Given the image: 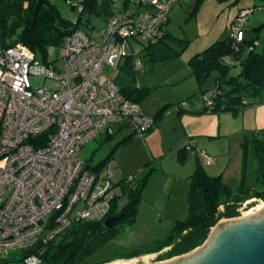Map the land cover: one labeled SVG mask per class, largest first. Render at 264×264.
Listing matches in <instances>:
<instances>
[{
  "label": "built area",
  "instance_id": "1",
  "mask_svg": "<svg viewBox=\"0 0 264 264\" xmlns=\"http://www.w3.org/2000/svg\"><path fill=\"white\" fill-rule=\"evenodd\" d=\"M175 1L143 0L140 11L127 13L111 0L114 13L105 26L95 31L88 24L91 34L81 28L71 31L51 60L36 62L35 53L24 44L6 46L0 40L1 260L50 240L75 220L103 219L114 198L122 195V187L108 177L104 184L99 182V173L87 167L82 146L99 135L113 136L115 123L131 136H143L154 119L122 93L119 72L103 81L101 74L107 66L120 69L128 55L134 69H142L131 42H157ZM81 9L77 5V11ZM251 11L245 8L238 14L244 18ZM229 29L238 38L235 21ZM32 76L58 85L53 90L33 87ZM215 94L216 88L201 94L206 107ZM185 105L181 101L173 108ZM187 146H193L192 141ZM197 157L202 164L213 162L204 151ZM133 179L128 177L126 183ZM23 262L41 264L33 252Z\"/></svg>",
  "mask_w": 264,
  "mask_h": 264
},
{
  "label": "trees",
  "instance_id": "2",
  "mask_svg": "<svg viewBox=\"0 0 264 264\" xmlns=\"http://www.w3.org/2000/svg\"><path fill=\"white\" fill-rule=\"evenodd\" d=\"M200 1H196L193 13ZM142 2L143 0H139L137 4L141 5ZM77 5H81L82 9L77 11L78 17L73 23L65 19L57 6L49 0H0V40L6 46L22 43L34 53L40 51L42 59H45L48 49L57 47L65 35L81 28L80 24L88 25L91 15L106 20L114 13L111 0H81L74 5L76 10ZM242 9L245 8H240L238 12ZM163 30V36L157 42L144 45L145 50L149 49L148 55L151 60L175 57L188 42L180 40V49H176L169 42L174 37L166 29ZM254 41V38L240 39L229 34L214 41L189 59L192 74L200 83L207 77L213 76V88H216V94L212 105L205 106L206 111L235 114L241 108L253 104L254 97L264 90V41L259 50L254 47ZM246 44L251 45L252 48L243 56ZM236 64L240 66V70L237 74H231V67ZM116 80L122 93L132 100L139 102L149 91L147 87L136 85L131 55L124 59ZM205 91L203 90L202 93ZM162 110L151 115L154 122L161 115ZM125 141H119L117 144ZM117 144L111 148L107 157L95 166H91L86 160L87 167L98 172L113 156ZM248 144L253 148L255 161L254 180L249 185L245 183L244 173ZM241 145L243 148L241 184L233 188L222 182L219 175H209L197 157L196 167L190 176L187 215L173 220L168 232L156 239L153 244L142 243L109 256H95L102 243L116 233L119 223L134 221L141 190L148 179L149 173H147L141 179H133L127 183V178L115 182L122 187L121 196H127L128 200L118 208V200L121 196L114 198L108 214L103 219L75 220L50 240L40 241L32 248L18 252L8 259L4 258L2 261H23L26 255L33 252L38 254L41 264H102L114 259H129L160 251L157 260H165L189 252L205 241L210 229L220 219L240 215L238 208L245 201L252 198L264 200V128L254 132L250 141L245 137ZM185 156V149H180L178 159L183 161ZM120 214L122 218L114 226L111 228L104 226L106 217Z\"/></svg>",
  "mask_w": 264,
  "mask_h": 264
},
{
  "label": "rangeland",
  "instance_id": "3",
  "mask_svg": "<svg viewBox=\"0 0 264 264\" xmlns=\"http://www.w3.org/2000/svg\"><path fill=\"white\" fill-rule=\"evenodd\" d=\"M56 5L61 15L70 21L78 17L74 5L79 0H49ZM117 0L116 7L131 13L135 8L137 0ZM196 0H178L170 8L169 28L177 38L188 39L187 51L195 47H202L227 37L230 33L229 26L235 21L239 27L238 38L250 39L256 41L255 48L259 50L264 41V0H201L196 11ZM240 8H251L252 11L244 18L238 14ZM136 9V8H135ZM90 23L93 30H100L106 24L102 17L91 15ZM81 29L87 34L92 31L87 25L80 24ZM133 51H139L133 55L136 60H140L145 65L144 71L138 69L137 75L140 82L148 84L152 79L157 77L152 68L160 69L163 67L162 62L152 64L146 51H141V44L131 42ZM209 43V44H210ZM208 44V45H209ZM206 45V46H208ZM205 47H202L204 49ZM252 48L251 45L245 46L243 56ZM141 51V52H140ZM58 48L48 49L47 58L49 60L56 58ZM131 53V52H130ZM145 54L147 56H145ZM42 55L40 51L35 52V61L41 62ZM170 60H177L170 59ZM169 60L163 61L167 63ZM58 63V61H56ZM228 62H231L228 60ZM175 63V62H174ZM232 64V62H231ZM240 66L236 64L231 67V74H237ZM120 69L115 70L112 67H105L101 74V80L107 77H114ZM158 71V69H157ZM30 81L33 87H42L53 90L58 85L53 79H44L42 77L32 76ZM213 85V76H209L202 82V87L209 90ZM175 88L162 86L155 90V94H149L143 98V101L155 102L158 99L169 98ZM201 98V95H200ZM254 103L241 108L237 113H222L221 132L219 136H199V144L206 145L202 147L197 145L187 146L189 141L184 144L186 156L183 161L178 159L177 149L166 151L159 158H154V154L148 152L147 146L139 141L142 136H134L132 141L127 145L118 144L115 147L113 156L99 169L100 183L104 184L106 177L112 182L120 180L123 176L128 178L132 176L135 179H141L148 174V182L141 191L140 199L137 206L134 221L132 223L122 222L118 224V230L114 235L106 239L101 247L96 251L95 256L105 257L123 250L136 247L142 243L153 244V242L163 237L171 228L173 220L184 218L187 215V195L190 186V176L194 172L196 164V152L207 150L209 156L213 157L211 164H203L205 171L211 175H219L222 182L236 188L242 182L243 167V148L242 141L246 137L249 141L254 132L264 128V90L256 95ZM203 106V100L200 101ZM187 104V103H186ZM173 108V105H170ZM162 108V107H159ZM148 114V113H147ZM120 133L114 134L108 140L103 135L97 136L82 146V153L91 166H95L109 154L114 144L119 140ZM194 142V141H193ZM192 142V143H193ZM206 151V152H207ZM154 152L156 148L154 146ZM163 164V169L160 168ZM254 152L251 144L247 146V156L245 163V183L251 184L254 180ZM124 178V177H123ZM127 196H121L118 200V208H121L126 202ZM264 205V200L252 198L245 201L238 208L242 217L247 213H252ZM237 217V216H236ZM221 220V219H220ZM161 252V251H160ZM160 252L144 254L137 258L114 259L102 264H155L163 260H157ZM17 255L10 253L5 259ZM0 264H25L22 260H5L0 258Z\"/></svg>",
  "mask_w": 264,
  "mask_h": 264
},
{
  "label": "crops",
  "instance_id": "4",
  "mask_svg": "<svg viewBox=\"0 0 264 264\" xmlns=\"http://www.w3.org/2000/svg\"><path fill=\"white\" fill-rule=\"evenodd\" d=\"M128 1L129 0H126L124 2L125 5L128 3ZM145 2H147V0H145ZM138 5L140 4H137V2H135L136 9L134 8V10L131 13L140 11L143 8L141 5L140 6ZM169 14H171L170 10L167 15V20L164 25V29H166L170 33V35H172L175 39V35L169 28V22L171 21ZM218 38L215 37L214 39L218 40ZM180 40L188 41V39H184L180 37L177 38L175 41H173V39H170L169 42L176 49H180L181 46ZM210 41L211 40H209L207 43L209 44ZM208 44L205 45L203 44L202 47L206 48L210 45ZM132 46L133 45H131V47ZM202 47H195L193 50L190 49L189 51H187V43H186L185 48H183V50L180 52L179 55L172 58H165L160 60H151V57L148 55L149 49L145 50L144 46H141L140 48L141 51H146L147 55L149 56L148 57L149 60L147 61H150L152 64H154L155 62H162L163 64V67L161 69L159 67H156V69L152 68L150 70V71H154L157 77H155V79L153 78L152 82L148 84H144L140 82L137 75L138 70H135L136 85L149 88L148 93L143 98L147 97L149 94L154 93L157 88H160L162 86H167V87L170 86L175 88V91L171 93V97L169 98L163 97L161 99H158L157 100L158 104H155V102H151V101L149 102L148 100L143 101V98L139 101V104L143 109V111L145 113H148L149 115H155L160 109H163L161 115L155 120L152 127L142 136V139L139 140L142 141L147 146L146 148L148 149V152L150 154L153 155V153H155L153 156L154 158L161 157L163 153L165 154L166 151L169 150L174 151L177 149V154H178V151L182 149L184 144H186L187 141L190 139L193 140L194 138L193 140L194 142L192 141L194 146L193 148H196L197 145L199 144L197 140L199 136L210 135L216 137L220 135L222 124L219 116H221L222 113L206 111L204 101H203V106H201L200 101L202 100V98H200V95L202 94L203 90H206V88L202 87V83H200L197 80V78L192 74L191 67L188 62L193 55L200 53L205 49V48L202 49ZM147 55L145 54V56ZM175 58L177 60H170ZM165 60H169V61H167V63L166 62L163 63V61ZM144 69H145V65L143 63L142 70L144 71ZM213 87H214V80H213V85L209 89ZM181 101H186L187 103L181 109L176 110L170 107V105L179 103ZM223 113H227V112H223ZM114 126H115L114 134L116 133L121 134L119 140L114 144V146L117 143H119V141L122 140H126V141L120 144L122 145L129 144L134 136H131V133H129V131L123 126L121 127L119 123H115ZM113 136L106 137L103 135L105 140H108ZM154 146L156 148V152H154ZM201 146L206 147V145L203 144ZM202 151L206 152L207 150L205 149ZM206 153L209 154L208 151ZM195 155H196V163H197L198 160L197 152ZM160 168L164 170L162 163H160ZM123 177L125 178V176ZM123 177L120 180L124 179ZM120 180L116 182H119ZM146 184L144 186H146ZM143 189L144 188H142V190Z\"/></svg>",
  "mask_w": 264,
  "mask_h": 264
},
{
  "label": "water",
  "instance_id": "5",
  "mask_svg": "<svg viewBox=\"0 0 264 264\" xmlns=\"http://www.w3.org/2000/svg\"><path fill=\"white\" fill-rule=\"evenodd\" d=\"M121 218L110 215L103 224L111 228ZM155 264H264V205L242 217L222 218L201 245Z\"/></svg>",
  "mask_w": 264,
  "mask_h": 264
}]
</instances>
